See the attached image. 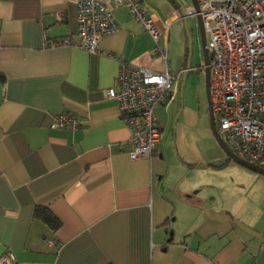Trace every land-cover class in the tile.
I'll use <instances>...</instances> for the list:
<instances>
[{
    "label": "crops",
    "instance_id": "0c3cea01",
    "mask_svg": "<svg viewBox=\"0 0 264 264\" xmlns=\"http://www.w3.org/2000/svg\"><path fill=\"white\" fill-rule=\"evenodd\" d=\"M134 1L160 25L179 10L169 0L166 20ZM114 14L118 31L101 40L103 54H90L76 46L77 0H0V256L12 251L19 264H264V241L236 223L264 237V209L203 196L164 134L151 158L129 157L130 129L106 92L117 88L118 57L160 64L129 9ZM67 36L72 46H46ZM64 112L82 126L53 128ZM37 206L59 218L58 229L35 216Z\"/></svg>",
    "mask_w": 264,
    "mask_h": 264
},
{
    "label": "built area",
    "instance_id": "2783aa9c",
    "mask_svg": "<svg viewBox=\"0 0 264 264\" xmlns=\"http://www.w3.org/2000/svg\"><path fill=\"white\" fill-rule=\"evenodd\" d=\"M198 10L187 7L199 32L201 18L209 36L210 94L218 132L224 143L244 160L264 168V0H197ZM126 7L155 42L159 68L126 63L121 66L117 88L106 95L118 102L130 129L127 142L132 160L151 158L163 139L156 107L174 99L181 73L170 71L168 30L172 19H183L180 10L162 25L149 10L134 0H77V47L103 54L101 40L118 31L114 10ZM46 38V37H45ZM71 36L47 39L50 48L72 46ZM203 51V49L201 48ZM201 51L204 68V56ZM111 55V54H110ZM82 121L70 113L55 116L53 128L77 130ZM58 246L56 239L47 240ZM0 264H19L12 251L0 256Z\"/></svg>",
    "mask_w": 264,
    "mask_h": 264
},
{
    "label": "rangeland",
    "instance_id": "374dc122",
    "mask_svg": "<svg viewBox=\"0 0 264 264\" xmlns=\"http://www.w3.org/2000/svg\"><path fill=\"white\" fill-rule=\"evenodd\" d=\"M168 1L146 0L145 4L167 20L173 12L168 10ZM182 1L186 7L192 3L191 0ZM189 23L191 50L183 19H172L168 30L170 71L182 75L174 99L167 107L159 105L155 110L164 129L165 141L170 143L178 161L191 166L187 182H196L203 196L215 197L227 204L242 202L239 207L242 211H262L264 175L228 158L213 135L205 68L201 66V36L199 38L195 17H190ZM206 40H209L207 33ZM188 64L191 68L183 85L182 77Z\"/></svg>",
    "mask_w": 264,
    "mask_h": 264
},
{
    "label": "water",
    "instance_id": "95a60500",
    "mask_svg": "<svg viewBox=\"0 0 264 264\" xmlns=\"http://www.w3.org/2000/svg\"><path fill=\"white\" fill-rule=\"evenodd\" d=\"M178 7L179 10L181 11V13L183 14V20H184V25H185V31H186V35H187V39H188V44H189V49L191 50V45H192V37H191V33H190V23H189V19L190 17L187 14V7L185 6V4L183 3L182 0H174ZM192 4L196 7V9L198 10V1L197 0H191ZM199 19V30H200V36H201V42H202V49H203V56H204V68H205V85H206V93H207V98H208V103H209V112H210V126L213 132V135L215 137V139L217 140V142L219 143L220 147L222 148V150L226 153V155L228 156V158H230L231 160H233L234 162L241 164L255 172H258L260 174L264 175V168L255 165L253 163H250L246 160H244L243 158L239 157L238 155H236L235 153H233L231 151V149H229V147L224 143V141L221 139L220 134L218 132V128L215 122V116L212 110V103H211V94H210V56H209V52L207 49V40H206V34H205V30L203 27V23L200 17H198ZM191 66L190 64H188L187 69L185 70L183 77H182V81H183V85L185 84L186 81V77L188 74V71L190 70ZM237 225L242 228L243 230H245L246 232L258 237L259 239H261L262 241H264V237L259 234L257 231H255L254 229H252L251 227L247 226L246 224H244L241 221H236Z\"/></svg>",
    "mask_w": 264,
    "mask_h": 264
},
{
    "label": "trees",
    "instance_id": "16d2710c",
    "mask_svg": "<svg viewBox=\"0 0 264 264\" xmlns=\"http://www.w3.org/2000/svg\"><path fill=\"white\" fill-rule=\"evenodd\" d=\"M176 3L174 0H172ZM203 67V66H202ZM35 216L38 218H42L47 223H49L54 229H58L60 226V220L56 217L47 207L37 206L35 209Z\"/></svg>",
    "mask_w": 264,
    "mask_h": 264
},
{
    "label": "flooded vegetation",
    "instance_id": "af4514ba",
    "mask_svg": "<svg viewBox=\"0 0 264 264\" xmlns=\"http://www.w3.org/2000/svg\"><path fill=\"white\" fill-rule=\"evenodd\" d=\"M215 122H216V125H217V127H218V124H217V121H216V119H215ZM232 151V150H231ZM233 152V151H232ZM234 153V152H233Z\"/></svg>",
    "mask_w": 264,
    "mask_h": 264
}]
</instances>
